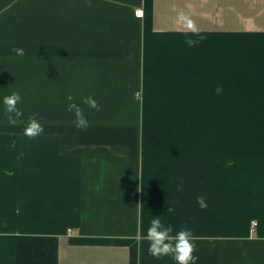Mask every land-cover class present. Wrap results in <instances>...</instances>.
Masks as SVG:
<instances>
[{
	"label": "crops",
	"instance_id": "crops-1",
	"mask_svg": "<svg viewBox=\"0 0 264 264\" xmlns=\"http://www.w3.org/2000/svg\"><path fill=\"white\" fill-rule=\"evenodd\" d=\"M157 216L196 264H264V0H0V264H176Z\"/></svg>",
	"mask_w": 264,
	"mask_h": 264
},
{
	"label": "clouds",
	"instance_id": "clouds-1",
	"mask_svg": "<svg viewBox=\"0 0 264 264\" xmlns=\"http://www.w3.org/2000/svg\"><path fill=\"white\" fill-rule=\"evenodd\" d=\"M177 25L185 32H198L195 21L190 18L183 10L177 13L176 17ZM203 37H199L196 40L186 38L185 43L189 46L199 43ZM17 56H24L25 51L23 48L13 49ZM219 94L222 89L217 88ZM76 97L69 94L66 100L69 101L67 105V111L72 112L75 116L74 125L78 130H86L89 127V122L85 116L82 108L75 103ZM83 104L96 111H100L101 106L99 102L91 95L81 97ZM22 102V96L19 91H13L10 95H6L2 98L4 106V113L7 118V122L11 126H16L22 123V117L24 115L22 109L18 107V104ZM44 131L43 125L36 118V114L31 115L28 118L27 125L24 128V135L29 139H33ZM197 203L201 209L207 208L206 198L204 196L197 197ZM139 215V209L137 210ZM143 239L148 242V254L155 259H160L164 256H171L176 264H196L199 257L194 256L193 253L196 250L194 241L198 237L188 229H181L174 235L172 234V228L165 227L159 216L150 220L149 227L147 228L146 235Z\"/></svg>",
	"mask_w": 264,
	"mask_h": 264
},
{
	"label": "built area",
	"instance_id": "built-area-1",
	"mask_svg": "<svg viewBox=\"0 0 264 264\" xmlns=\"http://www.w3.org/2000/svg\"><path fill=\"white\" fill-rule=\"evenodd\" d=\"M136 15H137V17H139V18L143 17V16H144V11H143V9H139V10H137V11H136ZM254 225H256V223H254Z\"/></svg>",
	"mask_w": 264,
	"mask_h": 264
}]
</instances>
